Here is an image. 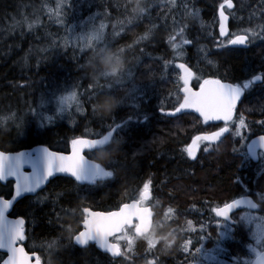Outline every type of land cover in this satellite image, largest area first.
<instances>
[{
    "label": "trees",
    "instance_id": "trees-1",
    "mask_svg": "<svg viewBox=\"0 0 264 264\" xmlns=\"http://www.w3.org/2000/svg\"><path fill=\"white\" fill-rule=\"evenodd\" d=\"M222 1L177 0L178 4H189L193 13H200L203 20L208 22V27L205 25L202 30L196 26L199 22L195 16L193 22L185 23L188 35L198 44L208 47L204 52H197L195 58L189 55L187 62L204 71L206 77L218 76L234 82L250 79L257 70L264 73V0H232L234 9L229 13L232 31H245L253 37L252 31L258 24L262 25V28L257 30V35H263L262 40L252 41L250 47L245 49L217 48V44L223 42L217 32V12ZM16 2L21 3V0H0V17H8L11 12L16 13ZM71 3L74 7L67 8V20L70 23L81 21L83 29H87L96 17L106 22L117 17L118 28L111 29L108 25L105 32L106 38L111 42L113 50H109L112 53L115 49L124 50L129 45L132 46L133 41L145 32V28L155 24L157 20L166 25L168 32L164 35L161 32L148 34L150 37L145 39V49H142V58L132 79L119 85L97 79V64L89 62L92 55L90 51H80L74 45L53 47L57 34L47 33L48 31L45 32L41 28L26 30L27 24H22L15 32L11 30L7 33L5 39L0 42V149L19 150L44 144L53 149L67 150L70 141L77 136L104 133L109 130L108 125L112 124L113 120L119 123L129 116L134 118L124 130L114 134L117 143L113 145L111 152V167H108V153L101 151L91 155L109 171L114 172L113 178L89 184L78 183L71 177L57 176L31 198L32 202L28 197L17 202V211L24 215L29 223L26 247L38 250L45 256L44 246H47V250H50L49 259L45 257L47 264H148V261L156 259L160 244L148 252L147 242L138 238L131 250H128L126 245L124 256L113 259L94 246L82 248L75 245L69 237L68 228L71 227L73 233L81 229L84 208H117L124 201L135 198L143 183L148 180L152 181L151 203L156 209L154 225H160L162 214L157 200H162L163 206H176L173 211L183 213L190 206L188 200L200 202L205 198H230L227 193L240 186L237 181L246 179L244 162L242 166L244 157L241 155L245 153L244 141L235 135V130H231L223 144L209 146V157L203 159L199 155L193 161L187 157L185 148L186 141L192 135L188 121L181 119L168 123L165 122L166 119L162 120L166 117L159 111L160 108H166L163 98H167L171 105L169 97L180 94L181 85L171 83L170 78H165L166 74L161 68L163 62L171 55L169 47L168 50L166 48V40L175 34L173 32L178 24L177 20L173 19L169 24L168 20L165 21L161 16L154 20L143 16L128 23L135 0H132V3H128V0H71ZM175 12L179 17L172 12L173 17L180 18L181 22L187 19L185 9ZM22 13L20 20L27 17L29 22L36 20L35 18L40 21L41 16L34 17ZM240 21L244 22L243 26ZM48 26L52 30L56 27L51 22ZM206 31L212 33L211 37L207 36ZM42 33L46 36H41ZM59 39H62V36ZM100 51L102 50H97V53L100 54ZM144 51L149 54L144 55ZM30 52L32 55H39V60L35 65L31 63L25 68L24 60H27L25 57H28ZM151 55L155 56L150 57ZM40 62L41 64L36 66ZM99 67H103L101 63ZM133 83L144 88L145 95L140 101L139 109L132 107V101L128 100L113 113L103 116L93 114L88 97L94 88H108L112 84L115 96L126 97ZM67 86L74 87L72 91L79 97V105L75 101L68 102L61 112H57L53 107L47 108L51 105L45 102L50 97L48 93ZM246 93H264V78L260 84L251 86ZM42 97L44 104L41 108ZM106 98L100 97L97 103L103 105ZM242 102L240 108L244 107V103H251L250 107L253 108H264V98L252 100L244 97ZM30 109L40 111L43 117L48 116L49 118H45L48 124L44 125L45 121L34 116ZM144 115H147L149 120L141 125L137 118L142 120ZM254 117L250 116L253 123L264 118ZM195 119L197 128L204 124L198 117L195 116ZM253 123L249 124L251 129L254 128ZM234 149L238 151H233ZM262 170L264 178V169ZM256 174L257 172H253L248 181H252ZM260 188L264 193V182H260ZM251 214L255 217V214L264 215V204H261L260 210ZM241 216L244 215L239 218ZM180 218L182 220V217ZM162 230H165V226L154 228L158 237L162 235ZM50 245L52 247H49ZM212 246L218 253L230 257L245 252L248 245L228 242L220 247L216 244ZM172 248L174 250L175 246ZM161 264H175L174 257L165 255Z\"/></svg>",
    "mask_w": 264,
    "mask_h": 264
},
{
    "label": "snow or ice",
    "instance_id": "snow-or-ice-1",
    "mask_svg": "<svg viewBox=\"0 0 264 264\" xmlns=\"http://www.w3.org/2000/svg\"><path fill=\"white\" fill-rule=\"evenodd\" d=\"M128 3H132V0H128ZM175 3V0H173ZM227 6L232 8V0H226ZM74 5L71 0H56L55 8L50 9L51 15H55L57 22H63L61 19L62 13L65 8H72ZM127 10V9H125ZM146 9L142 6V0H135L134 6L131 9V19L138 18L145 13ZM50 15V18H51ZM229 17L225 14L224 5H220L219 11V35L224 37L226 43L223 45L217 44V48H228L229 46H246L249 43L248 35H236L230 34L226 22ZM18 24H27L29 29H32L39 23L38 19L29 22L25 17L22 21H18ZM105 25L100 24L99 27L94 28L90 33L84 37H78V39L84 40V47L92 53L89 58V62L97 64L96 76L97 79H104L105 81H111L112 84H123L125 80L132 79L131 68L122 67L121 59L123 57V49L118 48L113 51L110 57V67H99L100 61L104 58V54L107 50L112 49L111 42L105 36ZM231 35V38L229 36ZM255 36L256 33L252 32ZM147 35L141 36L139 40H144ZM139 42V41H137ZM171 47L176 50L177 55H182L180 49L181 45L175 42V37H169ZM184 44H191L190 40H184ZM97 50L100 51L99 56L96 55ZM113 50V49H112ZM176 67L180 70L178 77L182 82V88L180 91L183 93V99L179 102L178 107L170 111H165L160 108L161 115L168 117L178 118L177 114H187V110H192L199 114L205 124L210 121H222L224 126L219 128L218 131L209 134H203L196 136L192 143L187 146V156L192 160L197 159V149L199 147L198 141H219L220 138L227 132H229V126L234 123V115L237 112L238 103L242 102V97L245 95V90L249 89L253 85L254 81L262 79L261 76H254L252 79L245 82L231 84L224 83L218 78L202 79L197 76L192 68L186 63H178ZM196 79L199 82V89L194 90L191 86V81ZM112 84L108 88L103 86H97L93 89L92 94L88 97V102L91 104L93 114H99L103 116L105 114L104 107L97 102L100 97H116L118 100V106L123 105L126 101H132V107L139 109L140 101L144 98V88L138 87L133 83L132 89L129 91L126 97H117L113 94ZM55 101L58 108L63 111L68 102L75 101L79 105V97L75 91L69 92L67 95L57 96L53 91L48 98V103ZM44 100L42 97V108ZM117 108V107H116ZM115 108V109H116ZM108 113H113L114 110ZM33 115L38 119L43 120L42 113L36 109H30ZM14 118V117H10ZM133 117L129 116L121 122L117 123L113 120V123L108 125L109 131L106 134L97 133V138L86 139L77 137L71 140L72 153L71 155H64L62 153L51 152L47 148L37 151L36 153L19 152L15 155H8L4 152H0V181H5L9 177H15V191L11 199H4L0 197V249L8 250V258L4 261V264H32V258L29 253L25 251L23 246L17 247V243L21 245L25 240V220L19 218L16 220H8L5 213L10 207L13 206V202L17 198L23 197L25 193H36L37 189H40L45 182L49 181V178L55 177L56 173H67L75 179L78 183L88 182L89 184H96L98 181H104L106 178H113L114 172L106 170L105 165L85 159L82 154L85 149L90 153L96 155L98 152L108 153L107 160L109 161L108 167L112 166L111 152L113 151V145L117 143L116 135L118 132L124 130L128 124L133 121ZM239 123L236 125L235 135L239 136L242 141L246 140L240 131V129L246 127L243 115L241 114ZM149 117L143 116L142 120L137 118V121L142 125L147 122ZM264 123V122H262ZM257 141L253 140L251 143H246V153H241L244 159H247L248 155L256 156ZM259 147L264 149V136L259 137ZM207 151V149H205ZM233 151H238L234 149ZM242 160V166H243ZM25 165L31 167L30 173H25L23 168ZM241 183V181H237ZM151 180L143 183L142 189L139 190V198L133 199L132 203H123L119 206L118 210L111 212H93L89 208H84L85 218L83 220L84 230L76 233L72 232L71 227L68 228L69 237L74 240L76 245L87 246L90 241H95L96 244L104 249L106 252H110L113 257L124 256L125 253L121 250L120 243H110L109 238L112 237L117 241H125L128 250L133 248V244L136 239L142 238L147 242V251L151 252L157 247L158 244L163 245L162 250L166 251L172 247L175 243V238L171 237V233L168 236H157L154 228L160 225H154L152 219V211L150 208L145 207L144 204L150 199V186ZM247 192V189L245 188ZM260 200L264 201V193L260 194ZM241 205L247 206L249 209H257L258 204L255 203L249 195H243L239 199H233L231 202L224 203L222 206H218L212 209L215 214L213 217V223L216 228V246L219 247L220 242L225 238L231 236L236 226L243 220L259 221L257 223V243L264 242V217H255L252 215L241 216L239 220L233 218V210L239 208ZM171 212V209H169ZM189 230L192 229V222H188ZM206 226L201 225V231H205ZM213 239L211 233L200 236V247L195 249L191 264H200L199 256L203 255L207 257L208 253L204 248L205 240ZM192 244L191 240H186L182 245V250L185 253H189V245ZM49 247H52L50 245ZM256 259L252 264H264V251H256ZM35 258V264H41L40 256L32 253ZM148 264H159L158 260L154 259L148 261ZM248 264V262H245Z\"/></svg>",
    "mask_w": 264,
    "mask_h": 264
},
{
    "label": "rangeland",
    "instance_id": "rangeland-1",
    "mask_svg": "<svg viewBox=\"0 0 264 264\" xmlns=\"http://www.w3.org/2000/svg\"><path fill=\"white\" fill-rule=\"evenodd\" d=\"M34 1L35 0H21V3L16 2V7H15L16 13L11 12L8 15V17H6V15L0 17V42H2L5 39V36L7 35V33L11 32V30L13 32H15L16 29H19L22 27V24L17 23L18 21H22V20H20V17L23 14L22 12H24V14H30V16L32 15L34 17H38V16L40 17L41 16L39 23L36 24L32 29L41 28L45 32L48 31L51 34H57V37L54 38V41L56 44H54L53 47L58 46V48H64L67 45H74L79 49L80 45L82 43L84 44V41H82L81 39H78L80 32H84L87 35L94 28L99 27L100 24H104L106 26L104 29V32H106L108 25L111 29H115V30L119 26L118 23L116 22L118 20V19H116L117 17H115L113 19H109L108 22L104 21V19H100V18L96 17V20L93 23H90V25L87 29H81L80 31H76L75 25L74 26H67L63 22L62 23L57 22L56 16L51 15L50 9L55 8L56 0H39V2H36V1L34 2ZM142 6L145 7V9H146L145 13L138 18L131 19L130 23H132L133 20H138L139 18H141L143 16L146 17L148 20L150 18L154 20L157 17L161 16V17H163V19L165 21L168 20L169 24H171L170 21H172L173 19L178 21V24L176 25L174 32H173L175 34L172 35L171 37H175V42L177 44L181 45L180 51H181L182 55H177L176 50H175L174 56H173L171 61L176 62V64H177V62L180 59L185 57V54H187L188 56L190 55L191 57L195 58L197 55V52H204L205 50H207L208 47L206 48L204 44H198L197 41L195 42L194 40H191V44H184L183 41L180 40L179 34H181L183 32V28L185 26V23L193 22L194 16H195L196 20L199 22V25H196L194 23H193V25L198 26L199 28H201V30L203 29V26H205L208 23V22H205L203 20L200 13H193V11H191L189 4H187L185 2L178 4L177 0H175V3H173V0H149L146 2H142ZM181 9L186 10V16H187V19L183 20V22L180 21V18H175L172 15V12H174V15L179 17V15L175 11H178ZM233 9L234 8H232V9L228 8L226 10L230 13V11H232ZM17 13L19 14V16ZM50 15H51V18H50ZM35 19L37 20V18H35ZM52 20H53L52 24L56 25L54 30H52L48 26L49 22H51ZM243 23H244L243 21H240V25L243 26ZM43 24H44V26H42ZM46 25H47V27H46ZM161 26H163V28H160ZM261 28H262V25L258 24L256 26V28L252 31V32L256 33V35L252 37L253 41L260 39V37L257 35V30H259ZM32 29H29L28 27L26 28V30H32ZM118 31H121V30H118ZM118 31H116V32H118ZM160 32L164 35V33L168 32V30H167L166 25L160 24L159 20H157V22L155 24L150 25L149 27H146L145 32L141 36H145V35L148 36V34L151 35V33H153V35L157 34V33L160 34ZM205 33L207 34L208 37H211V35H212V33L209 31H206ZM41 36L44 37L46 35L42 33ZM61 36H62V39H59ZM140 37H137L133 41L134 57H132V55H130L131 45H129L128 47H126V49L123 50V57L122 58L127 61V65L131 68L132 75L135 72L136 66L141 61V58H142L141 53H142V49H143V44L145 43V39L139 40ZM137 41H139V42H137ZM167 41H169V40H167ZM221 44H223V42ZM167 50H168V48H167ZM98 54L99 53H97V55ZM29 55H32V53L30 52L28 54V57L27 56L25 57V59L27 58V60H28V61L24 60V67L25 68H28L31 65V63L33 65H35L36 62H38V60H39V55H36L34 53L32 56H29ZM40 64H41V62L39 64H37L36 66H39ZM150 67H151V64H150ZM178 74H179V70L174 68L173 69V77H174L175 81H177V75ZM198 75H200V74L198 73ZM138 87H141V85H139ZM72 88H74V87H72V86L61 87V89H59L55 92H56L57 96L66 95L69 92H71L72 90H74ZM52 92L50 91L48 94L51 95ZM47 101H48V98L45 100V102H47ZM46 104H51L47 108L53 107V109H56L57 112H61V110L58 108L55 101H53L52 103L47 102ZM66 106L64 107V109L66 108ZM45 118H49V117L44 116V119L42 121H45ZM238 123H239V119L237 118L233 123L235 132L237 130L236 125ZM45 124H48L47 121L44 122V125ZM240 131L242 133V129H240ZM123 242H124V245L126 247V245H127L126 242L125 241H123ZM120 243H121V241H120ZM135 243H136V240H135L134 244ZM262 246H263V244H260V243L250 245L248 247L249 248L248 253H246L245 255L238 256L235 259L220 258L213 251H211V252L209 251L207 257H205L203 255H202V257L204 259H206L207 262H209V263L215 262L216 264H245V262H248V264H251L252 258L256 255V252L253 251V249H256V251H261ZM47 248H48L47 246H44L45 256L48 260L49 256H50V250L49 249L47 250Z\"/></svg>",
    "mask_w": 264,
    "mask_h": 264
},
{
    "label": "flooded vegetation",
    "instance_id": "flooded-vegetation-1",
    "mask_svg": "<svg viewBox=\"0 0 264 264\" xmlns=\"http://www.w3.org/2000/svg\"><path fill=\"white\" fill-rule=\"evenodd\" d=\"M232 48L245 49L243 47H232ZM245 97L246 99H252V100L257 99V98H264V93H246ZM250 105L251 103L249 104L244 103L243 105L244 107L240 109V112L243 111L244 112L243 114L245 115L253 114L256 116H264V108H253V107H250ZM181 119H185L186 121H188L189 125H191V130L193 134L192 136L188 138V141H186V144H185L186 147L188 146L190 141L194 139V137L197 134L212 132L224 125L221 122H215V123L208 122L207 124L204 123L202 126L197 128L195 124L196 123L195 114L193 113L182 114V115H179L178 118L167 117V119L166 120L164 119V120L165 122L170 123V122L179 121ZM224 140L225 139H223L219 143L223 144ZM209 145L211 144L207 143L206 141H203V140L200 141L199 152L203 159L206 157H209V154L204 152L205 147ZM4 151H14V150H4ZM88 154L91 155L90 152H88ZM260 154L261 156L259 159L260 160L259 163H253L248 157L247 159H244L243 168L246 171V176H245L246 179L244 178L241 181L240 186H238L234 191L227 193V195L230 194L228 197H231L234 193H237V194L234 195L232 199L239 197L241 195L247 194V195H251L254 199H256V201H258L260 205L264 204V201L260 200V194H262L261 192L262 189L260 188V182H264V178L262 176L263 174L262 168L264 169V154L262 152ZM253 172H257V174L255 175L252 181H248V178L251 176ZM245 188L247 189V192L245 191ZM13 189H14V181L12 179H9L4 183L0 182V196L1 197L9 199L13 194ZM35 196L36 195H25L22 198L28 197L29 201L32 202L31 198H34ZM223 200L224 198L222 197L221 198H205L201 200L200 202H193V201L188 200L189 204H191L188 207V209L184 211L183 213H177L178 217H182V220H183L182 225H179L176 230L177 234L175 236V243H174L175 249H176L174 250V253L178 260H185L191 256V253H195V249L197 247H200V243H199L200 236L206 235L207 233H211L213 237L214 235L213 217L215 214L212 212V209L215 207H218L214 205L216 202H221ZM17 202L13 205L12 209L8 211L6 216L9 219H13V220L19 219L22 217L25 220V227L26 226L28 227L29 223H28L27 218L24 215H22L19 211H17V205H16ZM245 211L247 210H238V211L233 212V218L239 220L238 219L239 216L243 214ZM189 221L192 222L191 230H189V226H188ZM201 225L206 226L205 231H201ZM256 228H257V222L241 221L232 232V242L231 243L245 244V241L247 240L248 241L247 244L249 245L256 244L257 243ZM186 240H191L192 242L194 240L196 241L194 242L193 245L189 246V253H185L182 250V245ZM211 240H205L204 248H206V246L211 242ZM160 257H161L160 258V261H161L163 259V255H161ZM199 259H200V264H202L203 258L201 255L199 256Z\"/></svg>",
    "mask_w": 264,
    "mask_h": 264
},
{
    "label": "water",
    "instance_id": "water-1",
    "mask_svg": "<svg viewBox=\"0 0 264 264\" xmlns=\"http://www.w3.org/2000/svg\"><path fill=\"white\" fill-rule=\"evenodd\" d=\"M226 5H227V3H226ZM219 11H220V9H219ZM219 11H218V19H219ZM225 11V10H224ZM225 14L229 17V19H228V21L226 22V26H227V29H228V31H229V33H230V26H229V23H230V16H229V14L225 11ZM219 23H220V21H219ZM218 30H219V25H218ZM238 35H245V34H238ZM249 46V43L246 45V46H233V47H248ZM257 76H260V75H257ZM224 83H231V84H235V83H233V82H231V81H224V80H222ZM260 81V80H259ZM259 81H255V82H259ZM193 89L194 90H198L199 88H194L193 87ZM239 104V103H238ZM187 111H192V110H187ZM192 112H194V111H192ZM196 114H198V113H196ZM199 115V114H198ZM210 122H212V121H210ZM219 130V129H218ZM218 130H216V131H218ZM216 131H213V132H216ZM209 133H212V132H209ZM209 133H202V134H200V135H203V134H209ZM228 134V132L227 133H225L222 137H224V136H226ZM199 136V135H198ZM260 136H264V134H258V135H255L254 137H252L251 138V140L248 142V143H251L253 140H255V141H257V147H256V156L255 157H253V156H251L252 157V159L253 160H255V161H257L258 160V151H259V149H261L260 147H259V137ZM221 137V138H222ZM81 138H86V139H94V138H97V137H81ZM220 138V139H221ZM215 142H217V141H215ZM192 143V142H191ZM198 143V145H199V141L197 142ZM212 143H214V142H212ZM44 148H47L49 151H51V152H57V153H62V154H64V155H71V153H72V149L69 151V152H63V151H58V150H53V149H51V148H49V147H47V146H45V145H36V146H33V147H31V148H27V149H21V150H18V151H2V150H0V152H4V153H6V154H8V155H15L16 153H19V152H25V153H36L37 151H39V150H42V149H44ZM198 149H199V147H198ZM198 149H197V152H198ZM87 149H85L84 150V152L86 151ZM264 150V149H263ZM82 153L84 156H85V159L86 160H89V161H93V162H97V163H99L98 161H95V160H93V159H90L89 157H87L86 155H85V153ZM23 171L25 172V173H30L32 170H31V167L30 166H28V165H25L24 166V168H23ZM60 175H63V176H68V177H71L69 174H67V173H56L55 174V177L56 176H60ZM55 177H52V178H55ZM52 178H49V181L52 179ZM71 178H73V177H71ZM9 179H12V180H14V189H13V194H12V196L14 195V191H15V177H9L7 180H9ZM74 179V178H73ZM7 180H5V181H0V182H6ZM75 180V179H74ZM49 181L48 182H45V184H43L42 186H41V188L40 189H42V188H44L48 183H49ZM40 189H37V191L38 190H40ZM29 194H33V193H25V194H23V196H25V195H29ZM35 194V193H34ZM12 196L9 198V199H11L12 198ZM241 197V196H240ZM240 197H238V198H236V199H239ZM22 197H20V198H17V200L16 201H14L13 202V205L19 200V199H21ZM249 198H251L255 203H257L254 199H253V197H251V196H249ZM4 199H6V198H4ZM132 201L133 200H131V201H127V202H124V203H132ZM123 204V203H122ZM145 207H148V208H150L151 209V211H152V219L154 218V215H155V211L152 209V207L150 206V205H145ZM12 207H10L9 209H8V211L11 209ZM119 208V207H118ZM118 208H116V209H113V210H110V211H101V210H92V209H90L91 211H93V212H111V211H116V210H118ZM241 208H248L247 206H245V205H241L239 208H237V209H241ZM234 210H236V209H234ZM233 210V211H234ZM252 210H255V209H252ZM7 211V212H8ZM6 212V213H7ZM5 213V214H6ZM9 220V219H8ZM82 230H84V226H83V221H82V229L80 230V231H82ZM109 241H110V243H117V241H112L111 240V237L109 238ZM90 243H92V244H95L96 245V247L100 250V251H102V252H106L104 249H102V248H100L97 244H96V242L95 241H90L89 242V244ZM19 246H23L24 247V249H25V251L26 252H28L27 250H26V248H25V246L22 244H20L19 242L17 243V247H19ZM78 246H81V245H78ZM81 247H83V246H81ZM0 251H3V252H6V256H5V258L0 262V264H4V261L8 258V255H9V253H8V250L7 249H0ZM29 253V256L32 258V264H35V258L32 256V253H35L36 255H38L39 256V253L38 252H28ZM106 253H108L109 255H111V253L110 252H106ZM112 256V255H111ZM113 257V256H112ZM115 258H118V257H115ZM255 259H256V257H255ZM255 259H254V261H255ZM41 264H42V262H41Z\"/></svg>",
    "mask_w": 264,
    "mask_h": 264
},
{
    "label": "clouds",
    "instance_id": "clouds-1",
    "mask_svg": "<svg viewBox=\"0 0 264 264\" xmlns=\"http://www.w3.org/2000/svg\"><path fill=\"white\" fill-rule=\"evenodd\" d=\"M112 51L108 50L105 52L104 54V58L100 61L101 65L103 67H110V57L112 56ZM89 65L92 67V64L89 63ZM121 65L122 67H127V61L125 59H121ZM118 100L116 97H107L105 99L104 104L102 105L104 107L105 110V114H107L108 112H110L111 110L115 109L116 107H118Z\"/></svg>",
    "mask_w": 264,
    "mask_h": 264
},
{
    "label": "bare ground",
    "instance_id": "bare-ground-1",
    "mask_svg": "<svg viewBox=\"0 0 264 264\" xmlns=\"http://www.w3.org/2000/svg\"><path fill=\"white\" fill-rule=\"evenodd\" d=\"M232 8H234V2L232 1ZM229 8V7H228ZM232 8H230V9H232ZM217 14H218V12H217ZM228 14H229V12H228ZM229 16H230V14H229ZM230 20H231V18H230ZM230 24V23H229ZM222 38V37H221Z\"/></svg>",
    "mask_w": 264,
    "mask_h": 264
}]
</instances>
